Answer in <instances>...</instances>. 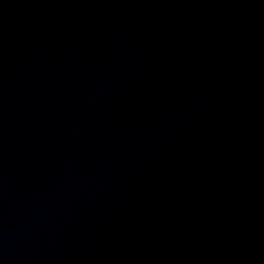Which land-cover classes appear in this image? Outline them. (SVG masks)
Returning <instances> with one entry per match:
<instances>
[{
    "label": "water",
    "instance_id": "95a60500",
    "mask_svg": "<svg viewBox=\"0 0 264 264\" xmlns=\"http://www.w3.org/2000/svg\"><path fill=\"white\" fill-rule=\"evenodd\" d=\"M0 264H264V0H0Z\"/></svg>",
    "mask_w": 264,
    "mask_h": 264
}]
</instances>
